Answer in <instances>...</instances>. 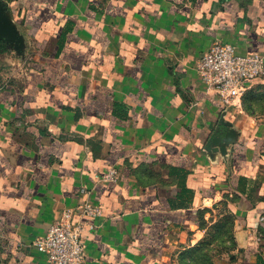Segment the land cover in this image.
<instances>
[{
    "label": "crops",
    "instance_id": "crops-1",
    "mask_svg": "<svg viewBox=\"0 0 264 264\" xmlns=\"http://www.w3.org/2000/svg\"><path fill=\"white\" fill-rule=\"evenodd\" d=\"M0 4V264H46L33 240L84 198L83 264H264V77L225 102L195 67L264 54V0Z\"/></svg>",
    "mask_w": 264,
    "mask_h": 264
},
{
    "label": "built area",
    "instance_id": "built-area-1",
    "mask_svg": "<svg viewBox=\"0 0 264 264\" xmlns=\"http://www.w3.org/2000/svg\"><path fill=\"white\" fill-rule=\"evenodd\" d=\"M195 67L206 86L213 89L221 100L229 102L243 93L248 81L264 77V54L240 53L233 44L217 40L200 56ZM118 176L116 167L111 166L98 180L111 183ZM81 193L85 195L88 191L81 188ZM100 215L101 208L84 198L74 208L65 209L43 235L33 240L32 245L45 255L46 264H83L84 224L80 219ZM74 216L78 218L75 222L72 221Z\"/></svg>",
    "mask_w": 264,
    "mask_h": 264
},
{
    "label": "rangeland",
    "instance_id": "rangeland-1",
    "mask_svg": "<svg viewBox=\"0 0 264 264\" xmlns=\"http://www.w3.org/2000/svg\"><path fill=\"white\" fill-rule=\"evenodd\" d=\"M209 250V244L204 242L199 250L200 254H197L196 258H194V256L191 255L190 252H188L184 256V262L181 261V259L179 260V262L181 264H211L212 262L210 259L211 255L209 254Z\"/></svg>",
    "mask_w": 264,
    "mask_h": 264
},
{
    "label": "water",
    "instance_id": "water-1",
    "mask_svg": "<svg viewBox=\"0 0 264 264\" xmlns=\"http://www.w3.org/2000/svg\"><path fill=\"white\" fill-rule=\"evenodd\" d=\"M8 33H9L8 27L3 22V19H2V16H1V10H0V34H8Z\"/></svg>",
    "mask_w": 264,
    "mask_h": 264
},
{
    "label": "trees",
    "instance_id": "trees-1",
    "mask_svg": "<svg viewBox=\"0 0 264 264\" xmlns=\"http://www.w3.org/2000/svg\"><path fill=\"white\" fill-rule=\"evenodd\" d=\"M202 247V245H198V246H194V247H192V249H190V250H188V252H190L191 253V255H193L194 256V258H196L197 257V254H200V252H199V250H200V248ZM187 252V253H188ZM202 255V254H201ZM198 259V258H197ZM212 264V263H211Z\"/></svg>",
    "mask_w": 264,
    "mask_h": 264
}]
</instances>
